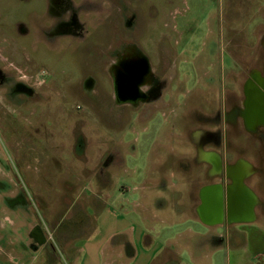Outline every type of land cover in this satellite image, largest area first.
Wrapping results in <instances>:
<instances>
[{
	"label": "rangeland",
	"instance_id": "obj_1",
	"mask_svg": "<svg viewBox=\"0 0 264 264\" xmlns=\"http://www.w3.org/2000/svg\"><path fill=\"white\" fill-rule=\"evenodd\" d=\"M21 1L0 0V264L147 261L143 240L186 220L158 214L164 199L190 203L203 164L233 174L230 162L264 149L241 114L244 78L262 68L264 0H124L134 32L115 21L114 0H70L59 20L75 26L57 38L24 25ZM129 48L152 75L133 105L116 100L106 71Z\"/></svg>",
	"mask_w": 264,
	"mask_h": 264
},
{
	"label": "crops",
	"instance_id": "obj_2",
	"mask_svg": "<svg viewBox=\"0 0 264 264\" xmlns=\"http://www.w3.org/2000/svg\"><path fill=\"white\" fill-rule=\"evenodd\" d=\"M257 46L264 54V33L258 36ZM246 131L249 138L254 134V142L261 146V139L255 138V135L260 133L264 138V129L252 125ZM258 151L253 158L246 155L230 162L226 170L229 168L233 174H225V165L214 162L203 164L206 176L195 184V194L190 203L179 198L175 201L173 198L164 199L168 204L158 207H162L158 214L180 216L186 220L176 227L168 224V227L160 228L158 241L153 237L155 241L152 243L153 238L147 236V242L143 240L145 249H142L147 261L135 264H264V149L260 147ZM145 190L140 188V191ZM151 193L154 194L153 189ZM138 197V201L132 202L134 211L146 198L145 192L139 193ZM151 213L153 218L157 217L155 209H151ZM58 225L59 221L55 229ZM143 233L138 227L139 241ZM68 241L63 240L62 248L68 249ZM114 246L117 244L100 248V256ZM69 250L75 255L81 251L76 248ZM110 256L109 253L107 261L100 260L99 264H124L121 260H112ZM39 264L58 263L56 258L50 261L43 258Z\"/></svg>",
	"mask_w": 264,
	"mask_h": 264
},
{
	"label": "flooded vegetation",
	"instance_id": "obj_3",
	"mask_svg": "<svg viewBox=\"0 0 264 264\" xmlns=\"http://www.w3.org/2000/svg\"><path fill=\"white\" fill-rule=\"evenodd\" d=\"M21 3L28 4V10L26 13L27 19L24 25L27 26L28 21L32 20L35 24L36 34H41V37H43L44 34L48 38H57L58 33H60L61 31L71 32L73 30V26H75L73 18L70 22L68 21V23L61 22L59 20V18L63 15H69L70 12H68L67 10L70 11V0H22ZM114 3L117 7V13H115L116 17H114L115 21H117V23H119L122 27L129 28V30H132L134 32V19L136 20L135 10L133 11L128 6H125L124 0H114ZM45 4H47V6ZM131 8L134 9V7ZM32 31H34V29ZM88 32H90L89 38H85V42L87 40L89 41L91 39V36L94 37L95 35L94 31H86V33ZM28 36L29 34L27 35V37ZM122 40L119 41L122 47H125L124 45H127L126 48H128V46L131 47L130 45H134L132 43L133 40ZM40 42L42 43V41ZM81 43L73 47L71 45L69 49H66V52L68 53L67 55L69 57H72V53L81 52L82 50L78 49L81 47ZM87 47L92 48L91 45H88ZM108 49H110V47ZM130 49L131 48L126 50L122 49L120 52H117L115 50L117 54L114 55V60H111L108 63L109 68L106 67V71H108L109 73L113 92L116 88L118 89V92H114L116 100H118L122 104H124V102H129L131 105H133L137 102H141L142 100H148L146 89L151 85L152 75H150L151 73L149 74V66L146 57L144 55H141L138 51ZM50 50L51 49H48V51ZM89 54H91L90 49ZM50 55L53 61L58 57L53 56V53ZM151 92L152 93L150 94L153 95L155 91L152 90ZM243 94V108L241 114L244 127L246 129H249L252 127V125H255V128L258 127L264 129L263 67L260 70H252V72H250L244 78ZM213 162L215 164L217 163L216 161ZM34 233L35 237L38 238L36 231Z\"/></svg>",
	"mask_w": 264,
	"mask_h": 264
},
{
	"label": "water",
	"instance_id": "obj_4",
	"mask_svg": "<svg viewBox=\"0 0 264 264\" xmlns=\"http://www.w3.org/2000/svg\"><path fill=\"white\" fill-rule=\"evenodd\" d=\"M115 92H118V89H117V88L115 89ZM134 92H135V91H134ZM34 231H35V230H34ZM34 235H35V234H34ZM37 237H38V239L41 241V239L39 238L38 234H37ZM40 241H39V242H40Z\"/></svg>",
	"mask_w": 264,
	"mask_h": 264
},
{
	"label": "bare ground",
	"instance_id": "obj_5",
	"mask_svg": "<svg viewBox=\"0 0 264 264\" xmlns=\"http://www.w3.org/2000/svg\"><path fill=\"white\" fill-rule=\"evenodd\" d=\"M246 109V108H245ZM244 118V117H243Z\"/></svg>",
	"mask_w": 264,
	"mask_h": 264
}]
</instances>
